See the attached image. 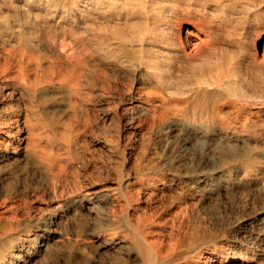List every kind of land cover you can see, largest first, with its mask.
I'll use <instances>...</instances> for the list:
<instances>
[{"label":"bare ground","instance_id":"1","mask_svg":"<svg viewBox=\"0 0 264 264\" xmlns=\"http://www.w3.org/2000/svg\"><path fill=\"white\" fill-rule=\"evenodd\" d=\"M263 35L264 0H0V264H32L64 240L70 259L95 264L102 249L114 250L118 264L250 262V243L239 235L246 223L233 229L211 210L201 215L198 203L235 187L230 158L253 159L244 134L260 136L264 152ZM59 111L80 112L85 133L97 117L113 123L103 141L115 160L112 191L84 189L90 164L77 151L80 128ZM186 123L249 148L220 155L215 165L210 144L187 153V132L172 136ZM144 125L160 152L135 176L130 158ZM56 140L72 156L54 151ZM257 170L253 163L243 168L236 190ZM71 174L80 191L48 213L11 221L10 212L29 206L27 192L38 202ZM165 187L177 194L168 239L148 216L135 217L137 202ZM76 218L85 229H72ZM257 234L251 244L264 247L263 226Z\"/></svg>","mask_w":264,"mask_h":264},{"label":"rangeland","instance_id":"2","mask_svg":"<svg viewBox=\"0 0 264 264\" xmlns=\"http://www.w3.org/2000/svg\"><path fill=\"white\" fill-rule=\"evenodd\" d=\"M59 18L56 19V22H59ZM53 22V21H52ZM264 38V35H263ZM264 42V39L261 41V44ZM236 45L231 47V50H236ZM124 83V79L122 78ZM122 83V84H123ZM112 91L109 92V95H113ZM124 94V85H120L117 97V101H120L121 97ZM43 109V108H42ZM46 110V108H45ZM62 116V120L66 121L70 119L76 123L80 128L76 137L75 143L78 145V150L80 155L83 157L84 162L90 164L88 172L82 173V185L84 189L93 188L96 189H107L110 186L108 182L109 179L116 177L115 174V160L114 156L108 150L109 146L106 145L105 137L113 131V123L109 120L104 122L97 117V124L94 127L93 132L85 133V127L83 125V117L80 112H73L71 115H65L62 111L58 112ZM111 113H115V108L111 109ZM180 128H183L187 134H182ZM50 133L53 132L52 128ZM219 130H208L200 125L184 124L174 131L172 136L176 137L178 134L184 136L183 145L187 148V153H192L194 148L205 147L202 143L204 141L211 145L212 153H214V158L217 160L218 157L223 154L231 153H241L245 152L249 146H245L242 141L236 145L228 144L225 140L224 132L221 131L223 135V140L220 141L218 138ZM85 133V136H84ZM53 134V133H52ZM244 137L250 136L251 150L253 159L243 156H236L230 158V163L234 165L233 169V186H235L228 195L225 193L214 196L209 200H201L198 203V206L202 209V214L205 217H208V211L211 210L217 217L222 219H227L231 228L236 229L238 226L246 223L244 232L239 233L240 237L250 243L245 254L249 256V261L246 264H264V247L263 246H253L251 243L256 239L255 237L260 232V228L264 227V152L262 151V139L258 135L246 133ZM233 140L237 138L234 136ZM54 151L68 155L67 150L63 148L60 140L55 141ZM158 140L155 138L154 130L149 125H144L142 129V136L139 137L138 141L135 144L133 149L132 156L130 158V169L131 172H135V176L138 173V167L148 165L150 160H157L160 152L158 147ZM42 146H46L44 140H42ZM71 154V153H70ZM72 156V154H71ZM254 164L258 169L253 174L257 177H248L243 179L241 184L243 188L236 190L238 185V180H241L243 173L241 171L245 167H249L250 164ZM82 164V163H79ZM241 169V170H240ZM239 173H237V171ZM239 175V177L237 176ZM255 176V175H252ZM137 181V185L140 183L138 179L133 177L132 181ZM135 181V182H136ZM30 179L26 180V183L29 184ZM40 184H43L40 181ZM211 184V181L209 182ZM27 184V185H28ZM149 188V187H148ZM147 188V189H148ZM28 189V187H26ZM109 189V188H108ZM79 185L76 183V179L73 174L69 176L68 183L63 186L62 184L58 185L57 192L55 194L41 193L40 199L33 202L34 196L27 192L26 197L29 199V206L27 208L20 209L14 214L10 212L8 215L12 222L24 223L29 217L34 215H39L42 213H48L52 210L57 200L67 194L77 193L80 191ZM110 190V189H109ZM149 190V189H148ZM112 191V190H110ZM177 196L175 190L165 187V193L159 194L157 196L148 197L144 196L137 202L138 209L135 212V217L148 216L151 220V229H154L159 237L168 239V230L173 224V218L177 213V209H169L171 202ZM193 201L187 199V206H192ZM213 214V215H214ZM190 217L194 218L195 214H190ZM264 220V219H263ZM72 229L82 230L85 229V225L82 219H73L70 223ZM2 230H0V233ZM71 248V242L64 240L58 242L56 245H53L49 250H47L42 255L38 256L37 259L32 264H95L87 260V258H77V260L70 259L66 255V251ZM95 249V248H91ZM124 250V249H123ZM90 251V250H89ZM91 252V251H90ZM116 252L112 249H102L101 258L98 264H118L116 262ZM242 263V261H240ZM97 264V263H96Z\"/></svg>","mask_w":264,"mask_h":264}]
</instances>
